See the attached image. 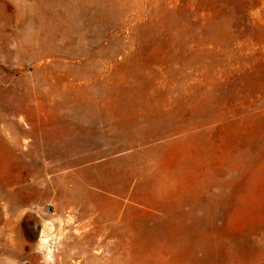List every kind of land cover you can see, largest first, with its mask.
<instances>
[{
    "label": "rangeland",
    "instance_id": "obj_1",
    "mask_svg": "<svg viewBox=\"0 0 264 264\" xmlns=\"http://www.w3.org/2000/svg\"><path fill=\"white\" fill-rule=\"evenodd\" d=\"M0 204V264H264V0H0Z\"/></svg>",
    "mask_w": 264,
    "mask_h": 264
},
{
    "label": "bare ground",
    "instance_id": "obj_2",
    "mask_svg": "<svg viewBox=\"0 0 264 264\" xmlns=\"http://www.w3.org/2000/svg\"><path fill=\"white\" fill-rule=\"evenodd\" d=\"M7 193V192H6ZM12 194V193H11ZM16 194V193H15ZM19 194H21V193H19ZM10 195V194H9ZM15 197V196H14ZM10 198V196L8 197V199ZM12 198V197H11ZM10 198V199H11ZM18 198V197H17ZM16 198V199H17ZM5 199V198H4ZM9 199V200H10ZM14 199V198H13ZM20 199V198H19ZM7 202V201H6ZM5 202V203H6ZM9 204V203H8ZM14 205H15V203H14ZM22 205V204H21ZM0 206H1V204H0ZM13 208V207H12ZM8 209V208H7ZM9 211V210H8ZM18 211V210H17ZM15 212V211H14ZM14 212H12V213H14ZM19 212V211H18ZM2 214H5V211H1L0 210V224L4 221V225H9V222H8V220L7 219H5V217H4V215H2ZM9 214H11V213H9ZM7 215H8V213H7ZM6 215V216H7ZM12 215V214H11ZM9 220H11V219H9ZM13 223V222H12ZM11 225V224H10ZM44 227L45 228H47V230H48V233H52V231H53V224H52V222H44ZM16 229H18V228H16ZM20 235V234H19ZM18 236V235H17ZM2 238V231H0V239ZM9 239V238H8ZM46 242H47V240L46 239H43V237H41L40 238V240H39V246H40V248H43V249H45L46 250V248H47V246H46ZM2 246H3V244H2ZM4 251V249H1L0 248V251ZM47 251H48V254H50L51 253V251L49 250V249H47Z\"/></svg>",
    "mask_w": 264,
    "mask_h": 264
}]
</instances>
